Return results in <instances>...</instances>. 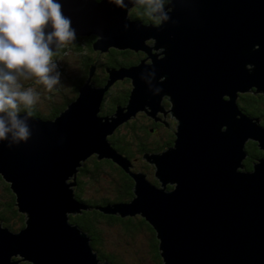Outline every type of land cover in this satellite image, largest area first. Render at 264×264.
Segmentation results:
<instances>
[{"label":"water","instance_id":"95a60500","mask_svg":"<svg viewBox=\"0 0 264 264\" xmlns=\"http://www.w3.org/2000/svg\"><path fill=\"white\" fill-rule=\"evenodd\" d=\"M59 2L76 34L99 35L93 48H138L151 63L109 69L102 88L81 85L53 120L31 116L26 142H0V174L25 213L17 231L0 226V264L14 263H3L2 256L26 264H109L98 263L86 233L66 221L79 208L140 213L155 229L162 264H264V127L234 103L245 88L264 99V0H166L170 19L154 17V25L129 19L110 0ZM146 39V46L137 43ZM124 75L133 84L126 111L118 106L111 116H97L102 89ZM162 94L177 126L173 147L142 154L155 165L162 185L156 188L144 173L128 170L106 133L135 110L154 114ZM243 142H252L259 158L238 171ZM91 151L134 178L130 202L75 200L66 187L74 180L63 179L75 178L79 160ZM165 182H175L173 189L167 191Z\"/></svg>","mask_w":264,"mask_h":264},{"label":"trees","instance_id":"16d2710c","mask_svg":"<svg viewBox=\"0 0 264 264\" xmlns=\"http://www.w3.org/2000/svg\"><path fill=\"white\" fill-rule=\"evenodd\" d=\"M133 9H135V12H131V15L133 17L140 18V15H138V13H144V15L141 16L143 21H146L149 17H152L148 16L149 14L145 10L144 6H135V8L133 7ZM93 40L94 36L91 33L76 34V39L74 42L63 45L54 51L53 61L58 63V56L61 55V52L64 48L69 49L70 53L73 52L76 54L74 55V57L77 58L75 67H77L79 75L76 81H72L71 91L73 92V94L71 96V99L76 98L80 86L84 84L86 80L93 78L96 84H104L105 82H107L109 69L127 67V65L135 63L138 59H140V56L142 55L141 52L127 47L108 48L107 51H104V49L102 50L93 48L91 46ZM93 64L99 67V69L97 70L99 73L92 75ZM62 67L63 66L59 63L58 69H62ZM109 85V88L104 92V95L108 94L112 96V99L106 102V106H108V109L113 112L119 105L123 106L128 102L130 96L129 88L131 85V80L127 77H124L122 79L119 78L118 80L109 83ZM65 99L66 98L62 99V103L60 104L61 106H57L58 110L55 109L42 113L36 110L34 107L27 109L23 105H21L20 111L31 112L34 117H38L39 119L48 118L50 116L52 117L54 115H58L57 113L59 109L66 107L67 101L65 102ZM236 105L242 112L248 114L249 116H258L260 118V123L264 125V99L252 94L251 88L245 91V93H237ZM100 107L101 110H97V112L102 114L103 108L101 105ZM153 125H155L154 122L150 118H148L147 114L141 111L134 112L132 115H130L129 118H126L123 122L116 125L109 134H106V139L109 140L112 146L117 151L124 154L128 161H131L134 164L135 168H133V170H137L135 165L136 163H139L134 157L140 158L143 152H158L164 145L173 147V140H175L176 134L172 132L171 138H164V134H157V136H154L152 130L150 129V127H152ZM149 137L151 138L146 141ZM243 148L246 152L250 151L248 153L252 157H259L252 142H244ZM96 156L97 153L93 152L90 155L88 154L84 158V160H79V164L76 166L78 169L76 178L78 187L76 188V191L73 187L74 197L77 199H83V201L87 202L89 205L95 204L90 199H86L87 197H82L80 195L83 192L82 184L84 180L79 175L84 174L87 178H91L92 176L94 177V174L98 175L100 166H105L106 168L112 169V172H115L114 174L117 176V179L120 178L127 185V188H122L121 192L116 195V198L114 200L123 202H127L128 200H130L134 196V192L131 189L134 184V178L111 158L100 157L96 159ZM242 163L245 169L249 170L252 160L251 158H244L242 160ZM79 170L81 172H79ZM128 170H130L131 172H135L129 169V167ZM0 185L4 192L6 191V196L9 198L6 201H0V220L2 219L3 222L7 223V225L11 228L13 225V221L10 222V224L7 219L16 216H18V218L20 219H23L24 216L21 226L23 227L25 225V213L18 210L15 194L11 190L10 184L7 183V180H5L1 174ZM165 187L167 189H170L171 186L167 185ZM100 201L97 200V202ZM102 201L105 202L107 200L104 199ZM68 215L69 221L75 222L76 225L79 226V228L84 230V232L89 235L90 245H92L93 250H95L99 259L108 258L107 260L111 261L110 256L105 252L100 251L97 247L99 241L97 236L100 233V227L97 226V223H99V220L101 218L100 216H102L106 219L104 223L113 221V223L121 224L122 227L126 230H130L133 228L137 229L140 227L145 228V230H147L148 234L150 235V248L151 255L154 259V264H162V256L159 254L160 249L158 247L159 239L155 235V229L150 224V222H148L140 213L135 212L125 215H97L95 212L86 213V211H82L78 214H71L70 212H68ZM132 219L133 221L131 222ZM23 264H26V262H24Z\"/></svg>","mask_w":264,"mask_h":264},{"label":"clouds","instance_id":"9594fccd","mask_svg":"<svg viewBox=\"0 0 264 264\" xmlns=\"http://www.w3.org/2000/svg\"><path fill=\"white\" fill-rule=\"evenodd\" d=\"M110 2L128 8L125 0ZM129 2L144 6L162 23L170 19L164 11L166 0ZM75 39L76 30L71 19L62 14L59 0H0V142L8 141L11 147L30 138L32 113L21 115L20 106L30 109L39 94L23 88L20 78L34 77L49 92L62 87L54 51Z\"/></svg>","mask_w":264,"mask_h":264},{"label":"rangeland","instance_id":"374dc122","mask_svg":"<svg viewBox=\"0 0 264 264\" xmlns=\"http://www.w3.org/2000/svg\"><path fill=\"white\" fill-rule=\"evenodd\" d=\"M98 37H99V35H98ZM147 40L148 39L138 41L137 43L138 44H141V42L149 43ZM69 53H70V50L67 48H64L63 51L61 52V55L58 56V61L63 66L62 69H58V71L61 73L62 87H59L58 89H54L53 91L49 92L42 84L37 83L36 79L34 77L30 78V79L20 78V83L22 84L23 88H29L30 87L36 93L39 94V98L37 99L36 103L32 106L36 110H38L39 112L44 113L47 111H52V110L57 109V106H61L60 104L62 103L63 98H66L65 102L67 101V103L70 101L71 96L73 94V92L71 91L72 81H76V78L79 75L78 74L79 71H78L77 67H75L76 62H77V58L74 57V55H76V54L73 52H71L70 54ZM148 63H151V60ZM243 66L245 67L246 65H240V69H243L242 68ZM132 88H133V84L131 85V90H132ZM246 89L247 88H245V90ZM249 89L250 88H248V90ZM245 90L243 89L242 91H245ZM237 93H241V92H237ZM236 97H237V95H236ZM163 98L165 100L164 102L163 101L162 102L164 103L163 107L166 110V116H164L165 113H163L161 111V108L156 110L154 115L160 116L163 120L166 118L167 123L170 124L172 130L174 129L176 132L177 121L170 113V109H169L170 101L168 99L167 94L161 95V97L159 99V104L160 105L162 104L161 100ZM229 99H230V97L228 95V100ZM234 103H235V106L238 109L239 113H243L246 116H249L248 114L242 112L237 107L236 98H235ZM127 104H128V102L123 105L124 107H123L122 111H126ZM66 107L59 109L57 114L61 113ZM229 109H231V107H229ZM141 110H135L134 112H140ZM115 111L111 112L110 116L115 114ZM159 114H161V115H159ZM130 115H132V114H130ZM130 115H129V117H130ZM54 116L56 117L57 115H54ZM55 117H53L51 120H53ZM249 117H251V120H254L255 118H257L258 124L260 126L264 127V125H262L260 123V121H259L260 118L258 116L257 117L249 116ZM101 118H104V117H101ZM123 121L124 120L120 121L119 123H117V125ZM152 132H153L154 136H157L156 132H154L153 130H152ZM106 134H108V133H106ZM165 134L167 135V133H165ZM150 138L151 137L147 138L146 141H148ZM243 145H244V142H243ZM169 147L170 146L164 145L160 148V150L158 152H161V151H163ZM113 149L115 151H117L115 148H113ZM92 152L93 151H91V153ZM240 152H241V157L239 159L240 164L237 163L235 165V169H237L238 171L247 170V169H245V167L242 163V160L244 158H251L252 162L254 160H258V158H259V157H256V158L252 157L248 153L250 151H248V152L245 151L244 156H242L243 155L242 148H241ZM91 153H89V155ZM149 153H156V152L152 151ZM236 154H238V153L236 152ZM137 159H138L137 162H139V163H136V165H135L137 168V171H135V172H140V170H142L143 172H141V173H144L143 177H144V179H146V181L149 184H151L152 186H154L156 188H162V185H160V180L154 176V169H155L154 163L148 162L147 160L142 158V156L140 158H137ZM140 164H141L142 168L137 167ZM240 165H241V167H240ZM77 171H78V169H77ZM79 172H81V171L79 170ZM114 173L115 172H112V169L106 168L105 166H100V168L98 170V175L94 174V177L92 176L91 178H87V177H85L86 175H84V174L79 175L84 180V182L82 184L83 192L80 195L82 197H87L86 199H90L93 203H95L93 205H103L105 203L118 202V201H115L114 199L116 198L115 188L119 182V179H117V176ZM232 173H233V171H232ZM248 174H249V172H248ZM73 175H74V173L68 174L63 179V182L69 183V182H72V180H74V183H75V180L77 178V172H75V178H73ZM7 183L10 184V181L7 180ZM164 184H165V186H167V185L171 186L170 189H167L165 187V189L167 191H169V190L173 189L175 182H171V183L165 182ZM71 186L72 185H70V184L66 185L67 189L70 190L71 193L73 194V187L71 189ZM73 186H75V185L73 184ZM76 190L77 189L75 188V191ZM8 199L9 198L6 196V191L4 192V190L2 189V187L0 185V201H6ZM104 199L107 201L103 202L102 200H104ZM75 200L78 202L84 203V204H88L87 202H84L83 199H80V198H78V199L75 198ZM97 200L98 201L101 200V201L97 202ZM131 200H132V198L130 200H128L127 202H130ZM78 210L79 211L80 210L86 211V213L95 212L97 215H101V214H104V215L113 214V215H115L114 213H106V212L100 211L99 209L79 208ZM87 210H88V212H87ZM93 210H96V211H93ZM72 214H78V213L74 212ZM100 217L101 218L99 220V223H97V226L100 227V233L97 236V238L99 239L97 247L100 251L108 254L110 256L111 261L107 260L108 258L99 259L97 256V253H96L95 257H96V260L98 263L101 261V262H108L109 264H154V259H153V256L151 255V248H150V235L148 234L147 230H145V228L140 227L137 229L133 228L130 230H126L125 228L122 227L121 224L113 223V221H110L108 223H104V221L106 219L103 218L102 216H100ZM23 219H24V216H23ZM23 219L18 218V216L11 217L9 220H7L9 223L13 221L12 227L11 228L9 227V228L13 231H17L22 226V220ZM66 221L67 222L69 221L68 213L66 214ZM132 221H133V219L131 220V222ZM69 222H71V221H69ZM72 223H75V222H72ZM2 224L0 223L1 227H3V226L8 227L7 223L2 222ZM86 235L89 237L88 234H86ZM155 235H156V232H155ZM88 242L90 243V237H89ZM91 247H92V245H91ZM92 249H93V247H92ZM2 262L3 263L14 262L12 264H23L26 261H15V256H9V257L6 256V258H4L2 256Z\"/></svg>","mask_w":264,"mask_h":264},{"label":"flooded vegetation","instance_id":"af4514ba","mask_svg":"<svg viewBox=\"0 0 264 264\" xmlns=\"http://www.w3.org/2000/svg\"><path fill=\"white\" fill-rule=\"evenodd\" d=\"M90 1H92V0H90ZM94 1V0H93ZM128 2H129V0H127ZM133 7L135 8V6L132 4V3H128V8L126 9V16L129 18V19H131V20H137V21H140L142 24H150V25H154V16H152L151 18L149 17L148 18V20H146V21H143L142 20V18H141V16L142 15H144V13H138V15H140V18H137V17H133L132 15H131V12H135V9H133ZM93 36H94V40H96V39H98L99 37H98V34H96V33H91ZM93 40V41H94ZM92 41V42H93ZM148 42H149V39L147 40ZM144 44V45H143ZM141 45H143V46H146V42H142L141 43ZM108 48H116V47H114V46H108L106 49H104V51H107L108 50ZM136 51H139V52H141L142 53V55L140 56V59H138L135 63H132V64H129V65H127V67L128 66H131V65H135V64H137V63H144V64H147L151 59H150V57L148 56V54L145 52V51H143V50H141V49H135ZM103 51V52H104ZM149 52H155V49H149ZM162 54V55H161ZM161 57H163V51L162 52H159V53H156V54H154V58H161ZM113 58V57H112ZM77 63V62H76ZM99 69V67L97 66V65H95V64H93V73H92V75L93 74H96V73H99L97 70ZM124 77H127L128 79L130 78L129 76H126V75H124V76H122V77H120V79H122V78H124ZM77 78H78V76H77ZM76 78V79H77ZM119 78H116V79H114L112 82H114V81H116V80H118ZM131 80V79H130ZM111 82V83H112ZM84 84H86V85H88L89 84V86H91L92 88H94L95 89V87H96V89H98V88H102L105 84H106V82L103 84H96L95 82H94V79L93 78H90V79H88V80H86V82H84ZM83 85V84H82ZM109 85V84H108ZM105 86L103 89H102V91H101V95H100V97H99V104L102 106V108H103V113L102 114H100V113H98V112H96V115L97 116H99V117H103V116H109L110 115V113H111V111L108 109V106H106V102H108V101H110L111 99H112V96H110V95H108V94H106V95H104V92L109 88V86ZM131 85H132V83H131ZM131 85H130V88H129V90H131ZM75 99V98H74ZM74 99H70V101L68 102V103H66V106L71 102V101H73ZM164 102L165 100H164V98L161 100V102ZM162 102V107H161V111L163 112V113H165L164 114V116H166V110L164 109V107H163V103ZM100 105H98V110H101V107H100ZM120 106V105H119ZM20 112H23V111H20ZM24 112H27V111H24ZM141 112H144V110H141ZM109 113V114H108ZM145 113V112H144ZM107 114V115H106ZM145 114H147V113H145ZM159 115H161V114H159ZM33 116V115H32ZM147 116H148V118H150L153 122H154V124L155 125H153L152 127H150V129L151 130H153L154 132H156L158 135H160V134H164V138H171V134H172V132H174L175 133V130L173 129L172 130V128H171V126H170V124L169 123H167V119L165 118L164 120L160 117V116H158V115H154V114H147ZM53 117H55V116H50V117H48V118H44V119H52ZM165 133H167V135L165 134ZM108 140V139H107ZM108 142H109V140H108ZM109 144L112 146V144L109 142ZM113 147V146H112ZM114 148V147H113ZM119 152V151H118ZM120 153V152H119ZM122 154V153H121ZM122 155H124V154H122ZM125 156V155H124ZM137 161H138V159L136 158V157H134ZM129 162V169H131V170H133V168H135L134 167V164L131 162V161H128ZM138 168H142V166L141 165H138ZM123 171V170H122ZM133 171H137V170H133ZM77 172V171H76ZM140 172H143L142 170H140ZM75 186H72V187H74V189L75 188H77L78 187V184H77V181L75 180V184H74ZM72 187H71V189H72ZM126 189L127 188V185H126V183L125 182H123L120 178H119V182H118V184H117V186H116V188H115V190H116V195H118V193H120L121 192V189ZM89 209H95V208H89ZM82 210V209H81ZM80 210V212H82ZM87 212H88V210H87ZM77 213H79V212H77ZM72 214V213H71ZM7 220H9V219H7ZM2 222H3V220L1 219L0 220V223L2 224ZM4 223V222H3ZM11 224V223H10ZM3 225V224H2ZM3 227H6V226H3ZM8 230H10V231H13V230H11L10 228H9V226L8 227H6Z\"/></svg>","mask_w":264,"mask_h":264},{"label":"bare ground","instance_id":"6f19581e","mask_svg":"<svg viewBox=\"0 0 264 264\" xmlns=\"http://www.w3.org/2000/svg\"><path fill=\"white\" fill-rule=\"evenodd\" d=\"M239 67H240V65H236V69H240ZM242 90H243V89H242ZM245 91H247V90H245ZM237 145H238V144H237ZM237 148H238V147H237ZM235 152H236V149L234 150V156H233V159H234L235 154H236ZM92 153H93V152H92ZM232 162H233V161H232ZM236 170H237V169H236ZM230 174H231V172H230Z\"/></svg>","mask_w":264,"mask_h":264}]
</instances>
